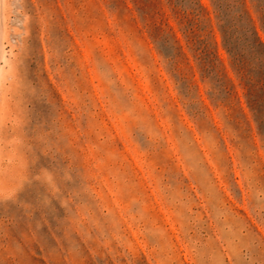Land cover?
<instances>
[{"label":"rangeland","instance_id":"obj_1","mask_svg":"<svg viewBox=\"0 0 264 264\" xmlns=\"http://www.w3.org/2000/svg\"><path fill=\"white\" fill-rule=\"evenodd\" d=\"M139 1L177 59L135 0H0V264H264V123L220 27L245 7L264 40V0H198L227 90L185 46L188 0Z\"/></svg>","mask_w":264,"mask_h":264},{"label":"trees","instance_id":"obj_2","mask_svg":"<svg viewBox=\"0 0 264 264\" xmlns=\"http://www.w3.org/2000/svg\"><path fill=\"white\" fill-rule=\"evenodd\" d=\"M216 8L219 11L226 9H234L241 1L246 3V0H234V4H230L227 0H213ZM253 1V0H251ZM139 0H135L137 8L145 12V7L139 6ZM189 11L173 8V13L179 21L180 26H183V35L185 38V46L191 51L194 60L198 62L203 73V78H208L213 75L221 86L227 90V83H232L228 74L222 68L218 69L222 64L218 62L216 49L207 38L202 39L199 34L201 23L203 21L204 9L199 4L198 0H188ZM172 4V0H170ZM146 8L147 5H146ZM260 12V22L264 29V11L263 6L258 7ZM243 12L236 14L235 17H227L225 13L220 18L221 34L223 38L224 48L227 51L231 66L234 69L237 78L243 84L245 96L247 98L250 109L257 118L259 130L264 123V118L261 117L264 108V40L261 38L257 29V23L248 12L244 9ZM159 12L155 11V5L151 11L144 13V18H149V23L146 27L150 30V36L156 45H160L163 49L172 51L178 50L176 59L183 51L184 46L182 41L177 38L173 29L169 25H165L161 20L158 22L155 17ZM147 20V19H146ZM161 51V50H160ZM225 83V84H224ZM225 93L230 94L229 91Z\"/></svg>","mask_w":264,"mask_h":264}]
</instances>
